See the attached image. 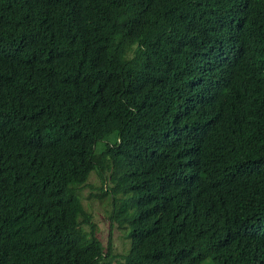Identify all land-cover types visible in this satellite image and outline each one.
Wrapping results in <instances>:
<instances>
[{
  "label": "trees",
  "instance_id": "obj_1",
  "mask_svg": "<svg viewBox=\"0 0 264 264\" xmlns=\"http://www.w3.org/2000/svg\"><path fill=\"white\" fill-rule=\"evenodd\" d=\"M203 263L264 264V0H0V264Z\"/></svg>",
  "mask_w": 264,
  "mask_h": 264
},
{
  "label": "rangeland",
  "instance_id": "obj_2",
  "mask_svg": "<svg viewBox=\"0 0 264 264\" xmlns=\"http://www.w3.org/2000/svg\"><path fill=\"white\" fill-rule=\"evenodd\" d=\"M96 172H92L86 183L77 189V193L86 211L92 214L95 232L103 246L110 247L113 258H119L128 250V224L112 221V198L106 185ZM88 229V226L85 225ZM206 264V263H203Z\"/></svg>",
  "mask_w": 264,
  "mask_h": 264
}]
</instances>
